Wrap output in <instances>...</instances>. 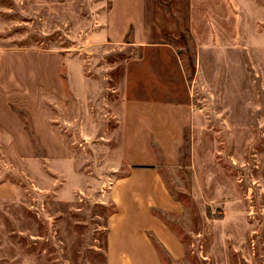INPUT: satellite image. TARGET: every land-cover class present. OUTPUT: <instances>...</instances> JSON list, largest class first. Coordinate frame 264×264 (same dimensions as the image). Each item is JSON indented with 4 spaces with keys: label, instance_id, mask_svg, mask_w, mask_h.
<instances>
[{
    "label": "rangeland",
    "instance_id": "1",
    "mask_svg": "<svg viewBox=\"0 0 264 264\" xmlns=\"http://www.w3.org/2000/svg\"><path fill=\"white\" fill-rule=\"evenodd\" d=\"M3 50L32 116L0 135V264H126L111 191L150 170L180 204L161 264H264V0H0Z\"/></svg>",
    "mask_w": 264,
    "mask_h": 264
},
{
    "label": "crops",
    "instance_id": "2",
    "mask_svg": "<svg viewBox=\"0 0 264 264\" xmlns=\"http://www.w3.org/2000/svg\"><path fill=\"white\" fill-rule=\"evenodd\" d=\"M16 55L15 50L0 51V78L3 76L4 83L0 82V135L9 142H16L18 135L21 140L29 135L26 124L19 115L20 109L32 116V110L28 107L32 95L30 90L27 91L26 86L27 80L32 79L31 60H29L28 74L26 72L25 75L24 89L19 93L12 92L11 89V75L14 73L12 69L16 63ZM25 59L27 65V58ZM17 96H20L24 107H17L15 103ZM41 99H44L43 95ZM50 128L52 126L46 123V131ZM147 173L133 171L119 181L111 191L112 195H117L119 191L120 193L119 199L114 198L119 212L110 219L108 226V254L132 256L128 258L126 264H161L159 246L173 258H179L184 251L172 229L164 224L160 215L152 211L156 208L159 211L178 212L180 204L169 199L158 171L150 170ZM145 177H150L151 183L145 181ZM14 196H16L15 185L12 183L0 185V200L8 201ZM110 264H114L111 258Z\"/></svg>",
    "mask_w": 264,
    "mask_h": 264
}]
</instances>
